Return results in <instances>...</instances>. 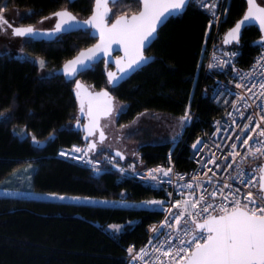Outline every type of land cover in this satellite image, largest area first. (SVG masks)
Returning <instances> with one entry per match:
<instances>
[{
	"label": "trees",
	"instance_id": "16d2710c",
	"mask_svg": "<svg viewBox=\"0 0 264 264\" xmlns=\"http://www.w3.org/2000/svg\"><path fill=\"white\" fill-rule=\"evenodd\" d=\"M93 1L0 0V7L27 11L21 25L34 26L61 9L85 18ZM110 7L112 20L138 11L140 1L117 0ZM245 8V0H227L218 33L223 45L240 50L241 66H247L258 51L260 31L254 25L247 26L239 42L229 45L224 44V34ZM209 22L196 0H190L183 13L171 16L158 29L156 39L145 50L153 60L126 80L110 87L106 77L109 68L102 61L79 74L78 79L92 89L108 88L115 100L124 103L116 115L118 126L146 111L174 118L182 117L186 110L193 114V121L174 145L171 140L150 141V137L139 141L137 159H126L135 161V167L158 164L172 153L176 166L188 169L192 145L202 129H209L221 114L210 99L212 79L203 74L205 50L213 33ZM94 41L88 29H80L51 41L28 39L22 46L24 57L0 55V188L108 202L88 204L0 194V264H124L126 246L142 242L146 224L162 215L161 205L115 203L163 201L162 192L130 175L113 170L94 172L56 154L59 147L73 141L86 142L73 128L78 111L74 80L55 70ZM38 59L43 61V74Z\"/></svg>",
	"mask_w": 264,
	"mask_h": 264
},
{
	"label": "built area",
	"instance_id": "2783aa9c",
	"mask_svg": "<svg viewBox=\"0 0 264 264\" xmlns=\"http://www.w3.org/2000/svg\"><path fill=\"white\" fill-rule=\"evenodd\" d=\"M196 3L198 8L205 12L210 19L209 30L213 29L205 50L203 74L212 79L214 86L210 99L221 109V114L212 120L209 129H202V135L199 138L201 141L199 148L201 150L198 151L193 147L190 149L191 166L185 170L179 169L175 164L174 156L169 153L158 164L138 168L135 167L134 163L126 161L114 152L100 151L92 153L87 144L76 141L67 146L59 147L56 151L58 157L94 172L113 170L127 174L140 180L151 190L162 192L161 217L146 224V234L142 242L126 246L123 255L124 264H153L157 261L159 255L154 251V248L163 244L162 251H166L171 246H179L178 234L185 240L191 239L189 235L185 234V230L191 232L192 235L196 234L192 218L187 217L185 213V217L179 225L176 224L174 219V216L185 208L195 214L207 204L211 203L213 205L216 210L210 209L209 213H201L200 216L195 217L197 222L203 221L209 214L221 213L216 206L222 203L227 205L230 211L232 208L231 198L229 197V201H224L220 195V189H223L224 194L228 195L229 189L224 187L226 184L231 185L233 191L239 189L238 194L242 200H247L258 192V188L241 184L240 179H251L253 183H257L260 175L258 170L264 161V154L259 152L255 155L249 154L259 148V142L264 140V137L258 135V132L264 129V123H261L262 118H264V95H261V93L264 90L259 87L261 83H264V58H262L264 43H259L258 51L249 64L241 66L238 63L240 50L237 47L225 46L219 40V25L224 15L227 0H196ZM213 3L216 6L212 10L203 6H211ZM258 60H260V64L254 67ZM226 61L228 63H224ZM220 63H223V68H209V64L218 65ZM237 84L242 85V87H236ZM250 116L252 117L251 122L248 120ZM193 119L194 116L188 126ZM244 125L248 127L242 131ZM257 125H259V128H257ZM252 129H255V131H252ZM237 136L240 139H236ZM249 136L252 139L248 145H244L243 141ZM232 145H236L235 153H239V155H229V153H233ZM73 148H79L81 151L74 152L72 151ZM61 152H64L65 155H60ZM157 168L172 169V172L167 177L159 172L154 173L157 180L148 178L149 171ZM186 184H191L192 188L182 187ZM213 191L216 192L215 197L210 195ZM202 195L205 197L204 203L198 204L196 209H192L191 203L199 200ZM184 200L189 201L187 206L184 205ZM177 202H180L179 208L174 206ZM169 209L171 212H169ZM170 215L173 218L168 220V225L171 226L161 227L165 222V218ZM154 227L158 228L159 231H151ZM150 240L151 244H149ZM166 240L171 243H166ZM145 247L148 255L144 256L143 261L133 260L130 257L129 248H133L135 253H139L141 248ZM160 260L164 261L165 264H169L167 257L160 256Z\"/></svg>",
	"mask_w": 264,
	"mask_h": 264
},
{
	"label": "snow or ice",
	"instance_id": "6c2138e0",
	"mask_svg": "<svg viewBox=\"0 0 264 264\" xmlns=\"http://www.w3.org/2000/svg\"><path fill=\"white\" fill-rule=\"evenodd\" d=\"M117 0H95V8L93 15L85 24H88L96 28L100 32V43L95 45L93 48L88 49L86 52H81L79 56L72 61H69L65 65L64 71L67 76H72L74 73L79 71L76 67L77 65L87 67L86 61H92L94 58H98V53H103L104 56H109L112 51V44H120L124 50V60L127 62V69L131 70L134 67H139L143 63H146L148 58L144 56L143 49L148 47L155 37L157 29L160 25L164 24L167 18L174 13L182 10L188 3L189 0H140L143 4V10L139 12L138 15H133L130 19L125 17H120L111 28L102 27V22L105 16L108 15V5L109 3H116ZM248 11L244 16V19L238 22L233 29L230 30L227 37L225 38V43H229L231 40L239 42V36L241 28L246 22L258 20L262 31H264V7L257 6L255 0H247ZM209 7L210 10L215 8V3L211 6L203 5ZM103 9V11H101ZM4 8L0 7V13H3ZM215 13L213 12V15ZM54 15L60 18V22L57 23L55 31L59 32L62 30V25L68 24L74 21V17L71 16L67 11L57 12ZM7 24L9 28H12V35L25 37L34 34L35 29L31 26L29 27H13L8 23L7 20L0 15V31H4L3 25ZM264 43V41H261ZM262 58H264V53H262ZM109 61L105 60L107 64ZM224 63H228L227 61ZM116 64L118 66V71L122 74H126V68L122 66L121 60H117ZM260 64V60L256 62L254 67ZM43 61H41V67H43ZM223 63L218 65L209 64V68L221 67L223 68ZM109 83L112 84L118 79H122L123 76H117L116 73L109 72ZM79 87V85H77ZM236 87H242V85L237 84ZM259 87L264 90V83H261ZM250 90V89H249ZM79 95V93H77ZM102 95L107 96V93H102ZM264 95V92L261 93ZM110 99V98H109ZM83 111V107H81ZM91 106L89 107V114H91ZM112 109L109 106L105 115L111 112ZM231 115V114H229ZM181 123L191 119L190 115L186 111L184 116L181 118ZM251 122L252 117H248ZM261 123H264V118H262ZM98 127V121L93 120L92 128ZM247 125L241 129L244 131L247 129ZM259 128V125H257ZM255 131V129H252ZM89 131V135H91ZM258 135L264 137V129L258 132ZM101 141H103L104 133L100 132ZM236 139H240L239 136ZM252 139L249 136L243 141L244 145H248L249 141ZM36 141L34 140V143ZM260 147L255 149L254 152L249 153L250 155H255L257 152L264 154V140H261ZM200 140L192 145L193 149L200 151L199 145ZM95 144H89V150H95ZM233 153L229 155H239L235 153L236 145H232ZM74 152H79L81 149L73 148ZM60 155H65L61 152ZM117 155H120L117 153ZM123 158V157H121ZM215 162V161H211ZM219 166V165H217ZM259 178L257 183H253L251 179H240V183L245 186H250L253 188H258V192L255 196H250L247 200H242L240 197L239 189L233 191L231 185L226 184L224 187L229 189L228 195H225L223 189H220V195L223 197L224 201H229L232 205L231 211H229L227 205L221 204L217 205L216 208L223 213L219 216H213L211 214L204 218L203 223L197 222L195 217L201 215V213H209L210 209L214 211L211 203L203 207L199 212L193 214L191 211H187V208L177 213L174 216L177 225L180 224L181 220L184 219L185 213L187 217L192 218V223L195 224L196 234L192 235L191 232L185 230V234L189 235L191 239L185 240L177 235V241L179 246H171L166 251H162L163 244L160 247L154 248V251L158 253L157 261L153 264H165L164 261L160 260V256L168 258L169 264H264V167L259 168ZM162 173L163 176L167 177L172 172V169L157 168L150 170L147 174L148 178L151 180H157V176L154 173ZM215 175V173H213ZM181 179L183 177H180ZM182 187L192 188L191 184L183 185ZM211 196L215 197L216 192L210 193ZM59 199H65L64 196L58 197ZM78 199V198H77ZM205 201V197L202 195L199 200L191 203V208L196 209L198 204H202ZM151 205H163V201H147L145 202ZM184 205L189 204L188 200H184ZM175 207H180V202H177ZM169 212L171 210L169 209ZM173 217L170 215L165 218V222L161 227L168 226V220ZM187 222V221H185ZM117 230L119 226H113ZM151 231L158 232V228H152ZM166 243H171L166 240ZM151 244V240L149 241ZM128 253L133 260L143 261L144 256L148 255L147 248H141L139 253H135L133 248L128 249Z\"/></svg>",
	"mask_w": 264,
	"mask_h": 264
},
{
	"label": "water",
	"instance_id": "95a60500",
	"mask_svg": "<svg viewBox=\"0 0 264 264\" xmlns=\"http://www.w3.org/2000/svg\"><path fill=\"white\" fill-rule=\"evenodd\" d=\"M70 1H74V0H70ZM245 1H246V8H245L243 14L234 23V25L231 26L224 34V44H226V45H229V44H232V43H237V41H235V40H231L229 43H225V38L227 37V35L230 32V30L233 29L238 22H240V21H242L244 19V16H245V14L248 11V3H247V0H245ZM189 2H190V0H189ZM255 2L257 4V6L264 7L262 4H260L258 2V0H255ZM187 5L182 10L174 13L171 16H176L178 14L183 13L185 11ZM94 8H95V0L93 1L91 13L85 18L77 17L72 11H70L68 9L58 10V11L54 12L51 15V17L54 18V21H53V25L50 28H41V29H39V28H35L33 25L13 26V27H29V26L33 27L35 29L34 34L31 35V36H25L23 38H28V39H31V40H34V41H41V40L51 41V40L55 39L56 37H58L60 35L67 34V33H70V32H74V31H77V30H80V29H88L89 30V35L93 39H95V41L92 44H90L87 47H84V48L80 49L74 56H72L71 58H69L66 61H64L62 63V65L57 70H55V73L63 75L66 79L74 80V91H73V93H74V96H75V99H76V102H77L78 111H77L76 119L73 122V128H75L76 130H79L82 133V139L84 140V142H86L88 148H89V144H95V146H97L98 143L102 142L101 138H100V132L101 131L104 133V137H105L106 133L104 132V129L101 126V120L103 118H106V117H108L109 115L112 114V112L114 110V101H115V99H114V96L112 95V93L110 92V90L108 88H103V89H100V90L92 89L91 86H89L88 84H86L82 80L78 79L79 74L81 72L87 70V69H90L96 63L102 61L103 64H104V67L106 69L109 68V69L106 70L107 81H109V77H108V73L109 72L116 73L118 77L121 76V75L123 76L122 79H118L117 81H115L112 84H110L108 82L110 87H115L118 84H120L122 81H124L128 77H130L136 70L140 69L144 65L148 64L149 62H151L153 60V57H154L153 55H148V54L145 53V50L151 45L150 44L148 47L143 49L144 56L148 58L147 62L143 63L139 67H134L133 69L128 70L127 69L126 60L122 59V58H124V55H125L123 47L120 44H115L114 43V44L111 45L112 51L110 52L109 56H104L103 53H98L97 54L98 58H94L92 61H86L85 62L87 67H83V66L77 65L76 67L79 69V71H77L76 73H74L70 77L67 76L65 74V71H64L65 65L68 64L69 61L75 60L79 56V54L81 52H86L88 49L93 48L95 45L100 43V32L96 28L84 23V21H87L88 19H90L92 17L93 12H94ZM142 10H143V4L140 2V7H139L138 11L130 13V14H121V15H118V16L114 17L112 20H110L111 7H110V3H109V5H108V15L105 16V18L103 19L102 27L111 28L112 25L120 17L123 16L126 19H130L133 15H138L139 12L142 11ZM63 11H67L75 19H74V21H71L68 24L62 25V30L57 32V31H55V29H56L57 23L60 22V18L57 17L54 14L57 13V12H63ZM101 11H103V9H101ZM171 16H169L167 18V20ZM164 24H162V25H164ZM162 25H160L158 27V29ZM253 25L256 26L258 28V30L260 31V33H261L260 38L257 40V43H260L261 41H264V31L261 30L258 20H253V21L246 22L244 24V26L241 28L240 36H241V33H242V31H243V29L245 27L253 26ZM10 29H11V33H12V28H10ZM158 29H157V32H156L155 37L152 40V42L157 37ZM240 36H239V39H240ZM17 37H19V36H17ZM105 60H108L109 62L106 64ZM117 60H121L122 66H124L126 68V74H122V73H120L118 71V66L116 64ZM77 85H79V87H77ZM77 93H79V95H77ZM102 93H107V96L102 95ZM90 106H91V109H92L91 114H89V107ZM109 106L111 107L112 111L109 112L107 115H105L104 113H105L106 109ZM81 107H83V111H81ZM93 120H97L98 121V127L97 128H92ZM89 131H91V133H92L91 135H89ZM113 152L115 154H117V153L120 154L119 150H114ZM118 156L119 157H123L121 154L118 155ZM261 167H264V161L261 163ZM222 214L223 213H219V214H215L213 216H219V215H222ZM199 222L203 223V221H199ZM180 264H183V261H181Z\"/></svg>",
	"mask_w": 264,
	"mask_h": 264
},
{
	"label": "rangeland",
	"instance_id": "374dc122",
	"mask_svg": "<svg viewBox=\"0 0 264 264\" xmlns=\"http://www.w3.org/2000/svg\"><path fill=\"white\" fill-rule=\"evenodd\" d=\"M260 4L264 6V0H258ZM27 11L19 10L16 8H9L4 10L3 13H0L9 24L12 26L21 25V18L27 15ZM54 18L48 17L42 20L37 21L34 24L35 28H50L53 25ZM4 31L0 32V55L5 53L10 56L24 57L25 54L22 51V46L28 38L13 36L11 29L7 24L3 25ZM37 63L40 67V73L43 74L45 70L41 67V60H37ZM124 103L121 101H114V110L111 115L101 120V126L106 133V139L102 143V147L112 148L116 144L120 145L125 153L128 155V158L137 159L136 155L132 156L135 152L136 146L139 141L143 139L150 141H163L171 140L173 145L182 138V135L185 131V128L188 126L191 121L193 114L190 110H186L190 115L191 119L181 123V117H170L166 114L157 113V112H142L130 123L118 126L116 125L115 117L118 111L123 109ZM116 113V114H115ZM184 116V115H183ZM134 137L133 138H130ZM137 139V140H136ZM196 143V142H194ZM123 151V152H124ZM135 162V161H134ZM135 165V164H134ZM0 194L3 195H18L26 196L30 198L37 199H48V200H58V201H70V202H82V203H93L96 198L86 197V196H76L68 194H56V193H46V192H35L28 191L24 192L22 190H9L5 188H0ZM64 196L65 199L61 200L58 197ZM78 198V199H77ZM99 200V199H98ZM105 202V201H104ZM108 203V202H105ZM115 203H123V201H115ZM126 205V203H125ZM136 205L149 206L145 202L138 203ZM128 206V205H126ZM160 208V205H156Z\"/></svg>",
	"mask_w": 264,
	"mask_h": 264
},
{
	"label": "crops",
	"instance_id": "0c3cea01",
	"mask_svg": "<svg viewBox=\"0 0 264 264\" xmlns=\"http://www.w3.org/2000/svg\"><path fill=\"white\" fill-rule=\"evenodd\" d=\"M124 107H125V105H124ZM123 107V108H124ZM122 110V109H121ZM119 112V111H118ZM117 112V113H118ZM116 114V113H115ZM117 115V114H116ZM76 116H77V114H76ZM115 121H116V117H115ZM123 126V125H122ZM95 138V137H94ZM200 138V137H199ZM199 138L197 139V140H199ZM106 139V135H105V137H104V139H103V141L102 142H100V143H98V145L96 146V148H95V150H90L92 153H96L97 151H109V152H113L114 150H119L120 151V154L123 156V158L124 159H127L128 158V155L125 153V151L123 150V148L118 144H116L114 147H112V148H107V147H102V143L104 142V140ZM196 140V141H197ZM195 141V142H196ZM124 151V152H123ZM135 151H136V149H135ZM134 154H135V152H133V154H132V156H134ZM132 163L134 162V161H131ZM66 201V200H65ZM118 201H123V203H117V205H124V206H126V205H128V206H136V204H138V203H133V202H130V201H126V200H118ZM67 202H70V201H67ZM76 203H82V202H76ZM99 203H104V201H100V200H98V199H96L95 201H93V203H88V204H99ZM125 203H126V205H125Z\"/></svg>",
	"mask_w": 264,
	"mask_h": 264
}]
</instances>
